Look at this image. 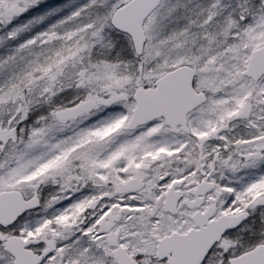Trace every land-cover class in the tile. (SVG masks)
Masks as SVG:
<instances>
[{
  "label": "snow or ice",
  "instance_id": "snow-or-ice-1",
  "mask_svg": "<svg viewBox=\"0 0 264 264\" xmlns=\"http://www.w3.org/2000/svg\"><path fill=\"white\" fill-rule=\"evenodd\" d=\"M0 264H264V0H0Z\"/></svg>",
  "mask_w": 264,
  "mask_h": 264
}]
</instances>
